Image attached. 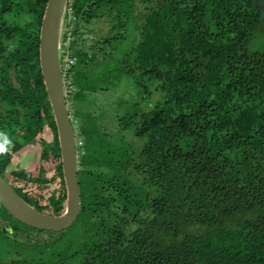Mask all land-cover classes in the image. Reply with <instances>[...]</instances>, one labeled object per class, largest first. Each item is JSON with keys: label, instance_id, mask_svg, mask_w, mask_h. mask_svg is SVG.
Returning a JSON list of instances; mask_svg holds the SVG:
<instances>
[{"label": "trees", "instance_id": "1", "mask_svg": "<svg viewBox=\"0 0 264 264\" xmlns=\"http://www.w3.org/2000/svg\"><path fill=\"white\" fill-rule=\"evenodd\" d=\"M47 1L0 0V144L9 142L0 174L26 179L24 165L8 169L12 156L41 143L54 175L34 180L59 178V193L47 203L21 196L59 214L67 189L40 66ZM69 26L63 65L83 140L82 211L58 233L16 220L0 203V235L10 240L0 264H264V50L247 49L264 31V0H69ZM122 76L139 87L115 95L125 105L113 124L129 131L119 145L91 134L90 145L84 125L100 98L115 112ZM93 152L112 166L97 178L84 170Z\"/></svg>", "mask_w": 264, "mask_h": 264}, {"label": "water", "instance_id": "2", "mask_svg": "<svg viewBox=\"0 0 264 264\" xmlns=\"http://www.w3.org/2000/svg\"><path fill=\"white\" fill-rule=\"evenodd\" d=\"M69 0H48L40 28V66L58 129L63 175L67 189L64 210L49 214L28 203L0 174V203L16 220L44 231H64L81 213L78 180L77 131L68 104L63 54Z\"/></svg>", "mask_w": 264, "mask_h": 264}, {"label": "rangeland", "instance_id": "3", "mask_svg": "<svg viewBox=\"0 0 264 264\" xmlns=\"http://www.w3.org/2000/svg\"><path fill=\"white\" fill-rule=\"evenodd\" d=\"M106 29V28H105ZM67 30V29H66ZM71 30H72V27L69 26L68 27V30H67V38L65 39V46H67L66 48L67 49H64L68 50V46L70 45L71 43ZM134 38V35H131V39ZM129 41H132V40H129ZM131 43V42H130ZM129 45V43H127ZM247 49L249 51H255V50H264V31L263 29H261L260 31H256V33L254 34V36L252 37V39L250 40L248 46H247ZM67 60H68V57H67ZM123 67H124V64H122ZM123 77V76H122ZM124 78V77H123ZM121 83L124 87V90L123 88L122 89H117L115 93H113L111 96H112V102H113V105L111 104L113 110L115 112H112L111 110H109L108 107H106L107 103L105 104V98H100V102L101 104L104 103V105L100 108H97L93 111V114H91L90 118H91V122H92V125H90V129L88 127V125H84V129H85V139L87 142H89L90 145H96L97 142H94L93 141V138L89 139L90 135L93 134V135H98L101 137L100 134H102L104 136V139H106V141H111L115 136L119 137V141H118V145L121 141H123L125 139V136L124 134H126L129 130L127 129H121L120 126H118V128L115 126L116 125V122L117 124L119 123L118 119L117 118H114L115 116L117 117H122V115L124 116L123 114V106L125 105H117V103L115 102V95L117 93L121 94L122 91L124 92H128L129 94H134L136 93L137 94V90L139 89V87L136 86V83H137V80L134 79V78H131V77H128L127 79H121ZM132 87L134 89H132ZM123 93V92H122ZM69 106H72V102H69L68 103ZM108 108L109 111H107L106 109ZM89 108H87L86 110L88 111ZM92 110V108H91ZM85 113V112H84ZM83 116H85L83 113H82ZM113 119L115 120V125L113 124ZM103 125V126H102ZM92 132V133H91ZM98 136H94V138L99 141V137ZM5 139L8 140V137L5 136ZM108 139V140H107ZM79 143H81L82 139L79 138L78 139ZM103 143H107L105 140H101ZM122 148L125 147V149L128 151H130V147H128V145L125 144L124 146V143L122 144L121 146ZM133 150L135 149L134 147H132ZM31 153H32V157L30 156L29 159H32V158H35L37 161L33 163V166L32 168L29 167V170L31 173H33V175L37 176L39 174V171H40V168H44L45 166H47V169L46 170V173H44L43 176H46V177H51L53 176L54 174V167H53V157L51 156L48 161L46 160H43L41 158V155H42V151H41V144L38 143V144H35L34 146H32L31 148ZM124 151V149L122 150ZM106 158L107 156L104 155L102 152H93L92 155L90 156V158H85L84 159V170L87 172V171H91L92 173H94V177H96V174L97 172H103V169H105V167L107 168H112L111 164L106 161ZM127 158H125L126 160ZM19 163V160L17 161V164ZM19 167V166H18ZM112 172H107L106 175L110 174ZM92 178V182L93 184H96L97 183V180L95 178ZM97 178V177H96ZM83 179V178H81ZM53 182V181H52ZM52 182L50 183H42V185H38L35 187V189H33V192L31 194L33 195H39V196H42L41 197V200L40 202H43V203H47V199L46 197L50 196L52 191L56 190V192H59L60 189H58L57 187L58 186V183L53 184ZM55 182V181H54ZM124 187V185H123ZM128 190V189H127ZM133 192H135L134 189H131ZM143 198H140L139 200H142ZM73 229H70L68 230L67 232H65V237L69 236L71 234ZM81 230V229H80ZM82 231V230H81ZM56 232V231H54ZM61 232V231H58V233ZM81 233V232H80ZM34 234V233H33ZM53 235H57V234H53ZM32 236V234H31ZM48 236L46 235H43V238H45ZM5 241V244H8V242H10V240H6L4 238L3 235H0V247H2L1 245L3 244L4 246V242ZM19 246V245H18ZM20 247V246H19ZM32 251H36L34 247H32Z\"/></svg>", "mask_w": 264, "mask_h": 264}, {"label": "flooded vegetation", "instance_id": "4", "mask_svg": "<svg viewBox=\"0 0 264 264\" xmlns=\"http://www.w3.org/2000/svg\"><path fill=\"white\" fill-rule=\"evenodd\" d=\"M71 118H72V121H75V118H74V116L72 115V113H71ZM47 129V128H46ZM46 131V130H45ZM45 131H44V134H45ZM77 131V130H76ZM44 134H43V136H44ZM52 139V138H51ZM78 139H79V137H78V135H77V142H78V144H83V140L81 141V143H79V141H78ZM39 140H40V138H39ZM99 141H100V139H99ZM35 144H38L37 142L36 143H31V144H29L28 146H26V147H24L22 150H20V151H18V152H16V153H14L13 154V156H12V165L11 166H8V169L10 168V169H17V168H20L21 167V165H24V167H25V169H26V175H27V177H26V179H20V178H15V177H11V175L9 174V172L8 171H6L5 172V180H7V182H9L12 186H13V188L16 190V191H18L19 193H20V195L21 194H25V196L26 197H28V198H30V199H37V200H41V197L42 196H37V195H33V194H31L32 192H33V189H35V187L36 186H38V185H42V183H50V182H52V181H50V182H42V183H40V182H35V178H38L39 176H41V177H46V176H43L44 175V173H46V170L45 169H47V166H45L44 168H40V171H39V174L37 175V176H35V175H33V173H31L30 172V170H29V167L30 168H32V166H33V163L34 162H36L37 160L35 159V158H32V159H29L30 158V156L32 157V153H31V148H32V146H34ZM41 144V143H40ZM49 147H51V148H54L55 147V144H54V142H50V145H49ZM77 149H78V146H77ZM41 151H42V145H41ZM120 154H121V157L123 158V163L125 164L126 162H125V154H124V152L123 151H120ZM53 157V155L51 154V150L49 151V155H48V158H46V159H44L43 157H42V155H41V158L43 159V160H46L47 161V159H48V161L50 160L49 158L50 157ZM121 157H120V160H121ZM53 160L55 159V158H52ZM79 159H80V157H79V155H78V172H79V170L81 169L80 167H82L83 165L79 162ZM19 160V163L17 164V161ZM55 162V160L53 161V163ZM19 166V167H18ZM54 175V174H53ZM78 180H79V177H78ZM53 183V182H52ZM55 183V185H56V183H59V178H57L56 179V182H54ZM58 189H60L59 187H57ZM81 188V187H80ZM131 189V188H130ZM34 193V192H33ZM52 193H53V191H52ZM51 193V194H52ZM54 193H56V194H58L59 192H56V190H55V192ZM51 196V195H50ZM50 196H48V197H46V199H47V201H48V199H49V197ZM39 200V201H40ZM81 203H82V191H81ZM82 211V210H81Z\"/></svg>", "mask_w": 264, "mask_h": 264}, {"label": "clouds", "instance_id": "5", "mask_svg": "<svg viewBox=\"0 0 264 264\" xmlns=\"http://www.w3.org/2000/svg\"><path fill=\"white\" fill-rule=\"evenodd\" d=\"M0 135H2V134H0ZM7 143H9V142L5 139L4 143L0 144V152L5 151V146L4 145L7 144ZM77 146H78V142H77Z\"/></svg>", "mask_w": 264, "mask_h": 264}, {"label": "built area", "instance_id": "6", "mask_svg": "<svg viewBox=\"0 0 264 264\" xmlns=\"http://www.w3.org/2000/svg\"><path fill=\"white\" fill-rule=\"evenodd\" d=\"M72 61H74L73 59H69V62H72Z\"/></svg>", "mask_w": 264, "mask_h": 264}]
</instances>
